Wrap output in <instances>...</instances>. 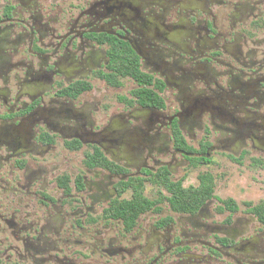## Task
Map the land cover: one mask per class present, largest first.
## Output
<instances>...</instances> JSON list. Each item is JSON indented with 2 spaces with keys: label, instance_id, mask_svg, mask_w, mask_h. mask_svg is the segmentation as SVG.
Here are the masks:
<instances>
[{
  "label": "flooded vegetation",
  "instance_id": "flooded-vegetation-1",
  "mask_svg": "<svg viewBox=\"0 0 264 264\" xmlns=\"http://www.w3.org/2000/svg\"><path fill=\"white\" fill-rule=\"evenodd\" d=\"M217 157L264 170V0H0V264H264V202L170 205Z\"/></svg>",
  "mask_w": 264,
  "mask_h": 264
},
{
  "label": "rangeland",
  "instance_id": "rangeland-1",
  "mask_svg": "<svg viewBox=\"0 0 264 264\" xmlns=\"http://www.w3.org/2000/svg\"><path fill=\"white\" fill-rule=\"evenodd\" d=\"M210 172L215 178V195L223 200L233 199L239 210L247 209V202L254 205L264 202V170L252 168L247 160L236 164L217 157ZM198 173V170L191 172L186 185L196 186ZM220 206L217 204V208Z\"/></svg>",
  "mask_w": 264,
  "mask_h": 264
},
{
  "label": "trees",
  "instance_id": "trees-1",
  "mask_svg": "<svg viewBox=\"0 0 264 264\" xmlns=\"http://www.w3.org/2000/svg\"><path fill=\"white\" fill-rule=\"evenodd\" d=\"M121 63V62H120ZM123 64V63H121ZM137 75L136 71H129L123 73V75ZM114 80V79H113ZM116 81V79H115ZM199 186L191 187L189 189L184 188L181 184L177 186V191L173 198L170 199L171 207L178 212H195L198 210L207 200L213 197L215 192V181L212 175H201L199 177ZM227 209L232 211L238 210V205L233 200L222 201ZM137 205H143V202H138ZM248 207L251 204H246ZM148 208V207H146ZM252 212L256 213L260 220L264 223V204L254 207Z\"/></svg>",
  "mask_w": 264,
  "mask_h": 264
}]
</instances>
